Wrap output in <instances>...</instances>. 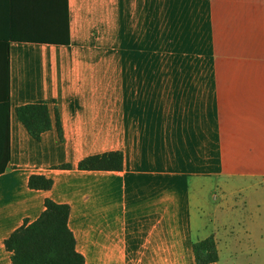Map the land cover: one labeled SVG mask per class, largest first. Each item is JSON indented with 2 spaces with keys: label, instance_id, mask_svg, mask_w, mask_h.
Listing matches in <instances>:
<instances>
[{
  "label": "crops",
  "instance_id": "0c3cea01",
  "mask_svg": "<svg viewBox=\"0 0 264 264\" xmlns=\"http://www.w3.org/2000/svg\"><path fill=\"white\" fill-rule=\"evenodd\" d=\"M66 2L70 42L52 44L29 41L48 0H0V264L46 198L69 205L84 264H196L209 235L216 264H264V0ZM38 100L37 140L16 107ZM110 151L120 170L77 168Z\"/></svg>",
  "mask_w": 264,
  "mask_h": 264
},
{
  "label": "trees",
  "instance_id": "16d2710c",
  "mask_svg": "<svg viewBox=\"0 0 264 264\" xmlns=\"http://www.w3.org/2000/svg\"><path fill=\"white\" fill-rule=\"evenodd\" d=\"M48 10L43 13L48 15L39 26L37 33H31L29 40L39 43L69 44L70 31L66 0H48ZM24 19L35 22L42 20L41 13L36 10L25 11ZM38 17V18H37ZM9 39L26 37L22 29L13 25L12 16L9 15ZM20 31V32H19ZM3 83V80H2ZM3 108V85H2ZM16 115L25 126L28 133L35 139H40L41 134L53 127L47 103L43 100L29 102L16 107ZM55 128L62 139V128L57 110H55ZM61 168H70L62 164ZM123 167V155L120 151H110L98 155L87 156L81 159L78 169H104L120 170ZM52 179L43 175H31L28 185L34 189H50ZM44 210L35 220H27L15 229L5 240V248L10 252L12 264H84L83 255L75 247V237L68 227L70 207L66 203H56L50 198L44 201ZM196 264H216L218 251L213 235L196 240L192 244Z\"/></svg>",
  "mask_w": 264,
  "mask_h": 264
},
{
  "label": "rangeland",
  "instance_id": "374dc122",
  "mask_svg": "<svg viewBox=\"0 0 264 264\" xmlns=\"http://www.w3.org/2000/svg\"><path fill=\"white\" fill-rule=\"evenodd\" d=\"M250 210L248 211H245L244 213V217L245 219H247L249 222L251 221H254L255 220V215H256V209L257 208H254V207H251L249 208ZM256 240V234H255V237L251 240V241H248L249 244L253 243L254 241ZM260 241V238L257 237V242Z\"/></svg>",
  "mask_w": 264,
  "mask_h": 264
}]
</instances>
